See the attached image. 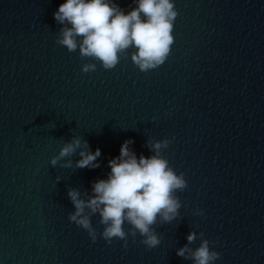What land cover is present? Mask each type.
I'll list each match as a JSON object with an SVG mask.
<instances>
[{
  "label": "water",
  "instance_id": "1",
  "mask_svg": "<svg viewBox=\"0 0 264 264\" xmlns=\"http://www.w3.org/2000/svg\"><path fill=\"white\" fill-rule=\"evenodd\" d=\"M65 2L0 0V264H193L177 255L192 230L216 241L214 264H264V0H174L171 54L147 73L134 49L114 69L82 72L79 48L56 43ZM76 135L101 149L100 167L51 166ZM129 138L137 157L152 155L148 139L174 138L163 152L188 181L183 218L158 220L151 250L139 233L127 248L93 242L69 220V188L91 193Z\"/></svg>",
  "mask_w": 264,
  "mask_h": 264
},
{
  "label": "clouds",
  "instance_id": "2",
  "mask_svg": "<svg viewBox=\"0 0 264 264\" xmlns=\"http://www.w3.org/2000/svg\"><path fill=\"white\" fill-rule=\"evenodd\" d=\"M133 2L137 6L126 13L115 0H66L54 13V19L63 25L56 43L70 53L79 48L80 58L89 61L82 65L84 73L97 69L95 61L105 70L114 69L122 56L128 57L129 49H134L131 60L141 72L159 68L171 54L175 42L174 21L179 11L174 0ZM55 126L53 122L52 128ZM173 139H148L146 146L152 155L139 157L130 147L134 140L126 139L119 156L108 161L111 171L107 178L94 181L91 193L69 188L68 196L75 207L69 213V220L87 230L93 242L101 235L108 244L113 239L123 240L127 248L128 236L135 241L139 233L143 238L140 242L149 250L158 247L162 236L153 225L158 220L163 225L183 218L182 201L177 192L188 187L186 174L177 173L163 152ZM77 152L81 158L73 163L70 157ZM101 154L99 147L91 151L89 142L76 135L62 145L50 164L55 167L63 160L64 168H98ZM60 179L56 177L57 181ZM96 214L104 226L101 233L92 223ZM196 214L203 216L204 209H197ZM125 223L130 226L127 230ZM198 238L201 243L193 248ZM187 241L177 249V255L193 264H214L221 257L211 246L216 241H210L203 231L192 230Z\"/></svg>",
  "mask_w": 264,
  "mask_h": 264
}]
</instances>
